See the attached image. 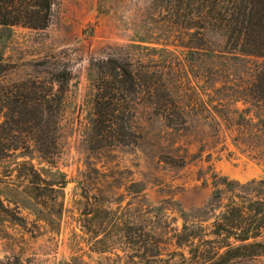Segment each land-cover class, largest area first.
<instances>
[{"label":"rangeland","instance_id":"374dc122","mask_svg":"<svg viewBox=\"0 0 264 264\" xmlns=\"http://www.w3.org/2000/svg\"><path fill=\"white\" fill-rule=\"evenodd\" d=\"M159 6L53 0L45 28L0 25V93L36 80L56 95L51 153L0 151V264H264V156L237 146L232 124L205 117L211 62L166 45ZM149 47L178 57L191 83L183 103L203 115L173 130L141 104L131 143L92 149L90 63L146 59ZM244 66L230 71L237 83Z\"/></svg>","mask_w":264,"mask_h":264},{"label":"trees","instance_id":"16d2710c","mask_svg":"<svg viewBox=\"0 0 264 264\" xmlns=\"http://www.w3.org/2000/svg\"><path fill=\"white\" fill-rule=\"evenodd\" d=\"M159 2L161 25L169 28L168 35L164 33V40L169 41L166 45L189 49L195 61L207 55L211 62L209 73L215 78L210 89L215 104L205 108V117L217 121L218 129L222 120L232 124L237 132L236 145L264 156V0ZM52 4L53 0H0V25L45 28ZM210 34L223 39L220 49L208 46ZM205 47H209L207 52ZM147 49L153 54L146 59L134 60L128 53L126 57L111 55L90 63L88 70L94 82L89 118L92 149L131 143L141 104L173 130L188 127L192 115H203L201 108L188 110L183 103L191 83L182 75L186 68L179 66L174 52L169 48ZM236 62L245 63L238 83L230 73ZM48 85L25 80L13 84L12 89H2L0 107H8L4 131L8 135L12 132V137H6L9 142L0 138V151L21 149L41 157L51 153L56 95L52 84Z\"/></svg>","mask_w":264,"mask_h":264}]
</instances>
